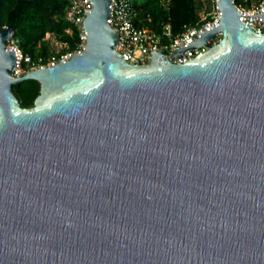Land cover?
Segmentation results:
<instances>
[{
	"label": "water",
	"instance_id": "water-1",
	"mask_svg": "<svg viewBox=\"0 0 264 264\" xmlns=\"http://www.w3.org/2000/svg\"><path fill=\"white\" fill-rule=\"evenodd\" d=\"M111 1L90 0L82 52L19 76L0 25V264H264V33L217 0L173 55L206 52L132 65Z\"/></svg>",
	"mask_w": 264,
	"mask_h": 264
},
{
	"label": "trees",
	"instance_id": "trees-1",
	"mask_svg": "<svg viewBox=\"0 0 264 264\" xmlns=\"http://www.w3.org/2000/svg\"><path fill=\"white\" fill-rule=\"evenodd\" d=\"M136 9L133 22L161 33L169 25L172 34L180 32L184 25L200 21V14L210 11L211 0H130ZM234 4L250 6L258 0H233ZM66 0H0V25L13 27L12 40L22 53L37 62H45L52 54L72 52L79 43V29L66 21ZM71 33H67V28ZM48 34V36H46ZM54 42L62 47L55 50ZM21 67L27 68L23 63ZM36 80H25L13 87L21 107L30 108L39 94Z\"/></svg>",
	"mask_w": 264,
	"mask_h": 264
},
{
	"label": "built area",
	"instance_id": "built-area-1",
	"mask_svg": "<svg viewBox=\"0 0 264 264\" xmlns=\"http://www.w3.org/2000/svg\"><path fill=\"white\" fill-rule=\"evenodd\" d=\"M67 8L65 11V19L79 29V43L72 52H63L61 54H52L43 62L39 59L33 61L28 54H24L18 48L17 44L10 39L7 42L8 48H14L18 57L19 66L13 69V76H19L26 71L52 66L59 60L68 58L73 53H80L84 49V40L86 34L81 28V20L88 14L92 8L90 0H66ZM213 7L210 11L200 15V21L195 24L184 25L182 30L177 34H172L170 26L167 24L163 27L161 33H156L146 27H138L134 24L133 19L136 15V9L130 0H112L110 6V15L107 19L108 24L118 31V41L115 50L118 51L123 59L132 65H141L149 62L153 50H163L173 63H181L187 60L197 58L208 50L206 45L196 46L189 50H184L181 54L174 56L176 48L192 42L203 34L206 28L217 25L220 20L219 13L216 8L217 0H211ZM237 11L242 14L240 20L250 24L257 32L264 33V20L260 15H248L262 13L264 11V0L252 2L250 6L242 4L236 5ZM71 33L68 27L65 30ZM48 36V34H46ZM221 38V32H217L211 44H215ZM21 63L25 65L27 70L21 67Z\"/></svg>",
	"mask_w": 264,
	"mask_h": 264
},
{
	"label": "rangeland",
	"instance_id": "rangeland-1",
	"mask_svg": "<svg viewBox=\"0 0 264 264\" xmlns=\"http://www.w3.org/2000/svg\"><path fill=\"white\" fill-rule=\"evenodd\" d=\"M204 13H201L200 15H203ZM62 47L59 43L54 42V48L55 50H59Z\"/></svg>",
	"mask_w": 264,
	"mask_h": 264
}]
</instances>
